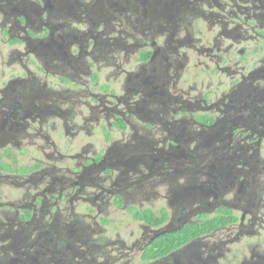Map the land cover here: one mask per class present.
<instances>
[{
	"label": "flooded vegetation",
	"instance_id": "1",
	"mask_svg": "<svg viewBox=\"0 0 264 264\" xmlns=\"http://www.w3.org/2000/svg\"><path fill=\"white\" fill-rule=\"evenodd\" d=\"M0 264H264V0H0Z\"/></svg>",
	"mask_w": 264,
	"mask_h": 264
}]
</instances>
